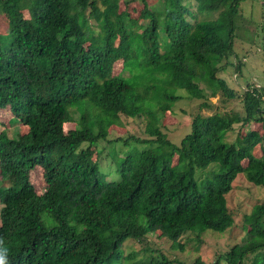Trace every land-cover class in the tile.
<instances>
[{"label": "trees", "instance_id": "trees-1", "mask_svg": "<svg viewBox=\"0 0 264 264\" xmlns=\"http://www.w3.org/2000/svg\"><path fill=\"white\" fill-rule=\"evenodd\" d=\"M135 1L121 9L120 0H0L9 20L0 109L27 126L0 131L7 264H264V201L237 222L227 198L239 174L264 188V86L236 89L222 76H244L234 47L242 0H196L207 16L199 20L185 0H164V11L142 0L137 16ZM180 89L199 111L174 143L162 119ZM216 96L239 99L243 112L207 102ZM122 116H143L147 136L111 138ZM70 122L77 126L66 129ZM252 123L263 132L227 138ZM234 228L242 237L213 262H179L150 242L143 254L124 253L128 239L154 233L181 250L197 240L200 250L206 230Z\"/></svg>", "mask_w": 264, "mask_h": 264}, {"label": "rangeland", "instance_id": "rangeland-1", "mask_svg": "<svg viewBox=\"0 0 264 264\" xmlns=\"http://www.w3.org/2000/svg\"><path fill=\"white\" fill-rule=\"evenodd\" d=\"M153 7L159 11L165 10L164 0H148ZM188 2L192 11L196 14L197 20L206 18L199 12L196 0H185ZM120 7H125V0H120ZM143 7L142 0H136L130 5V10L137 16ZM242 14L244 15V21L238 28V35L235 42V50L238 57L244 62L242 71L244 76L241 75L237 80L235 79L234 70L230 69L228 72L222 74L227 79L230 86L241 89L242 86L246 87L248 83L252 86L261 88L264 86V6L262 0H242L240 4ZM9 30V20L6 15H0V32L7 33ZM122 71L121 61L117 62L114 67V73L118 74ZM178 94L182 95V99L175 103L173 112L167 111L162 119L163 130L168 134L170 140L174 143H179L181 139L190 131V123L192 115L199 111V101L192 99L186 91L183 89L178 90ZM212 105L218 104L220 110L234 109L236 111L243 112L242 103L239 99H231L226 103H223V99L220 96L211 97L207 100ZM0 131L7 130L10 136H16L18 132H24L27 130V126L17 121H14L11 113L6 109H0ZM207 114L210 111L206 112ZM76 118H79V114H75ZM122 125H116L110 127V137H126L129 134H136L142 137H146L145 127L146 119L143 116L127 117L122 116ZM77 125L75 122L66 123V129L75 128ZM249 129H257L263 132L262 125L260 123H252L244 128H241V124H236L235 129L230 131L227 135L229 140H234L239 132L246 133ZM117 147L120 149L123 147L122 143H118ZM206 172L208 171L205 170ZM38 174L41 171H37ZM234 189L228 194V204L235 212V219L237 222L242 220L244 213H250L253 206L257 202L264 201V188L256 186L250 183L245 174H239L234 182ZM38 189H43V184L40 181V176L37 178ZM2 203L0 202V209ZM238 228H234L232 232H217L214 230H206L202 234V238L206 244L200 250L196 249L197 240L186 242L187 236L181 239L182 243L186 242L185 249L181 250L177 246H174L173 241L167 237H161L158 233L151 234L145 243L135 239H128L124 244V253L129 254L132 251L140 254L145 253L144 245H148L149 242L157 248L161 246V250L168 254L171 258L177 259L179 262H192L197 256H201L208 262H213L217 253H220L236 241H238L243 233ZM232 236V237H231ZM188 237H190L188 235ZM163 238V239H161ZM221 264H226L222 261Z\"/></svg>", "mask_w": 264, "mask_h": 264}, {"label": "clouds", "instance_id": "clouds-1", "mask_svg": "<svg viewBox=\"0 0 264 264\" xmlns=\"http://www.w3.org/2000/svg\"><path fill=\"white\" fill-rule=\"evenodd\" d=\"M1 211V209H0ZM1 223V218H0ZM8 249L3 245V241L0 240V264H7Z\"/></svg>", "mask_w": 264, "mask_h": 264}, {"label": "built area", "instance_id": "built-area-1", "mask_svg": "<svg viewBox=\"0 0 264 264\" xmlns=\"http://www.w3.org/2000/svg\"><path fill=\"white\" fill-rule=\"evenodd\" d=\"M262 4L264 5V0H262Z\"/></svg>", "mask_w": 264, "mask_h": 264}]
</instances>
